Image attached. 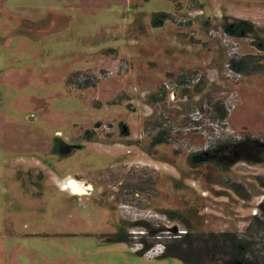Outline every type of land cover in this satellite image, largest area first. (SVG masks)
<instances>
[{"label": "rangeland", "instance_id": "rangeland-1", "mask_svg": "<svg viewBox=\"0 0 264 264\" xmlns=\"http://www.w3.org/2000/svg\"><path fill=\"white\" fill-rule=\"evenodd\" d=\"M187 231L264 264V0H0V264H185L135 251Z\"/></svg>", "mask_w": 264, "mask_h": 264}, {"label": "trees", "instance_id": "trees-1", "mask_svg": "<svg viewBox=\"0 0 264 264\" xmlns=\"http://www.w3.org/2000/svg\"><path fill=\"white\" fill-rule=\"evenodd\" d=\"M240 28L242 27L240 26ZM247 160V158L242 159L246 162ZM159 235H156L154 242H149L141 237V248L135 252L143 256L146 251L160 243L164 245V252L157 258L171 257L181 260L185 264H205L207 256L213 253L215 256H219L217 261H221L222 264L245 263L243 258L247 252V245L230 233L211 234L209 240H206L204 236H195L187 231L186 233H179V235L174 234L167 242L161 241ZM130 236V234L119 232L109 235L106 241L130 244ZM200 237L203 238L200 239ZM197 239L203 242L202 247L194 248L192 243Z\"/></svg>", "mask_w": 264, "mask_h": 264}, {"label": "bare ground", "instance_id": "bare-ground-1", "mask_svg": "<svg viewBox=\"0 0 264 264\" xmlns=\"http://www.w3.org/2000/svg\"><path fill=\"white\" fill-rule=\"evenodd\" d=\"M65 186L63 187V190H69L73 195H84L88 192L86 190L91 189V185L83 186L78 181L74 180L73 178H67L65 180Z\"/></svg>", "mask_w": 264, "mask_h": 264}, {"label": "built area", "instance_id": "built-area-1", "mask_svg": "<svg viewBox=\"0 0 264 264\" xmlns=\"http://www.w3.org/2000/svg\"><path fill=\"white\" fill-rule=\"evenodd\" d=\"M163 252H164V245L159 243L153 246L152 248H150L148 251H146V253L143 256H147L149 258L155 259L159 257Z\"/></svg>", "mask_w": 264, "mask_h": 264}]
</instances>
